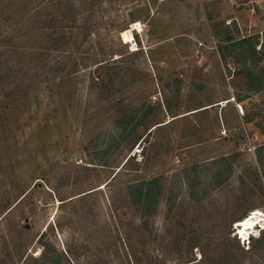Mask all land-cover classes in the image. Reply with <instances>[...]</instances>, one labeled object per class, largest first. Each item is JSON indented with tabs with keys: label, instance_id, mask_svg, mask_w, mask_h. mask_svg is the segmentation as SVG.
I'll use <instances>...</instances> for the list:
<instances>
[{
	"label": "rangeland",
	"instance_id": "374dc122",
	"mask_svg": "<svg viewBox=\"0 0 264 264\" xmlns=\"http://www.w3.org/2000/svg\"><path fill=\"white\" fill-rule=\"evenodd\" d=\"M255 210L264 0H0V264H264Z\"/></svg>",
	"mask_w": 264,
	"mask_h": 264
},
{
	"label": "bare ground",
	"instance_id": "6f19581e",
	"mask_svg": "<svg viewBox=\"0 0 264 264\" xmlns=\"http://www.w3.org/2000/svg\"><path fill=\"white\" fill-rule=\"evenodd\" d=\"M135 30H140L139 23L133 24L130 30L123 32L122 37L124 42L130 43L133 41V32ZM235 228L239 230L237 234L240 236V239L248 240L255 232H257V228L264 230V214L260 210H255L243 220L237 222Z\"/></svg>",
	"mask_w": 264,
	"mask_h": 264
},
{
	"label": "crops",
	"instance_id": "0c3cea01",
	"mask_svg": "<svg viewBox=\"0 0 264 264\" xmlns=\"http://www.w3.org/2000/svg\"><path fill=\"white\" fill-rule=\"evenodd\" d=\"M231 102H232V100L229 101V100L227 99L226 101H224V103L222 104V106L225 107V108H227V105L230 104ZM224 104H225V105H224ZM211 107H212V106H211ZM213 107H214V106H213ZM204 110H206V109H204ZM194 113H197V111L194 112Z\"/></svg>",
	"mask_w": 264,
	"mask_h": 264
},
{
	"label": "trees",
	"instance_id": "16d2710c",
	"mask_svg": "<svg viewBox=\"0 0 264 264\" xmlns=\"http://www.w3.org/2000/svg\"><path fill=\"white\" fill-rule=\"evenodd\" d=\"M244 43V42H243ZM43 259H45L44 257H43Z\"/></svg>",
	"mask_w": 264,
	"mask_h": 264
}]
</instances>
